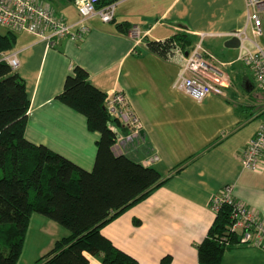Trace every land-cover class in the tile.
I'll list each match as a JSON object with an SVG mask.
<instances>
[{
    "label": "crops",
    "instance_id": "crops-1",
    "mask_svg": "<svg viewBox=\"0 0 264 264\" xmlns=\"http://www.w3.org/2000/svg\"><path fill=\"white\" fill-rule=\"evenodd\" d=\"M45 2L67 22L77 20L74 4ZM121 23L128 24L126 33L117 31ZM245 23V0H119L113 21L92 18L87 22L89 32L79 42L62 39L48 48L31 34L12 32L11 48L0 54H15L19 63L15 72L24 80L29 98L26 140L86 171L93 168L99 134L90 132L82 115L56 99L66 76L79 66L101 91H121L127 97L142 129L134 136L116 120L120 151L170 177L101 229L139 264H160L164 257L171 264H198L197 245L215 217L211 198L226 185L234 187L235 201L264 222V167L259 173L249 172L240 159L241 150L264 123V95L257 85L251 86L255 80L237 60L239 50L226 48L230 38L222 36L237 32ZM134 28L139 29V37L132 35ZM2 29V35L8 31ZM175 33L195 37L226 64L224 95L211 94L197 102L173 87L178 65L150 52L146 43ZM259 40L264 47V39ZM68 235L67 229L48 218L31 215L17 264H34ZM87 257L88 264H102ZM221 264H264V250L238 246L224 253Z\"/></svg>",
    "mask_w": 264,
    "mask_h": 264
},
{
    "label": "trees",
    "instance_id": "trees-1",
    "mask_svg": "<svg viewBox=\"0 0 264 264\" xmlns=\"http://www.w3.org/2000/svg\"><path fill=\"white\" fill-rule=\"evenodd\" d=\"M63 1L75 4L77 0ZM118 1L103 0L98 7ZM116 29L126 33L128 24H117ZM13 40L12 31L0 34V54L11 48ZM196 42L193 36L175 33L163 41H147L146 46L166 59L173 45L188 52ZM105 98L106 93L94 86L79 66L66 76L56 97L85 118L90 132L99 134L93 168L86 171L47 147L26 140L29 98L25 83L0 61V264H17L33 214L69 231L34 264H88L87 256L102 264H139L116 248L101 229L170 177H162L155 168L116 150ZM193 158L176 166L175 172ZM231 224V208L222 205L197 245L198 264H221L224 253L238 247V235L231 232ZM160 264H171V259L164 257Z\"/></svg>",
    "mask_w": 264,
    "mask_h": 264
},
{
    "label": "built area",
    "instance_id": "built-area-1",
    "mask_svg": "<svg viewBox=\"0 0 264 264\" xmlns=\"http://www.w3.org/2000/svg\"><path fill=\"white\" fill-rule=\"evenodd\" d=\"M103 0H77L75 5L77 20L66 21L65 17L55 12L50 2L40 0H0V27L12 32H26L44 41L48 48H54L62 39L79 42L89 32L87 22L98 18L102 23H110L114 18L116 3L98 5ZM245 26L234 33L222 34L226 38L236 37L240 41L237 60L242 62L251 72L257 87L264 93V47L257 41L264 39V0H245ZM250 31V35H248ZM132 35L140 36L138 28ZM167 58L175 62L178 75L173 87L185 93L193 100L201 102L211 94L224 95L227 77L222 67L225 63L203 48L197 42L190 51L184 52L178 45H173ZM0 61L5 62L13 71L19 65L15 54H2ZM105 109L112 122L109 128L116 135L115 148L119 152L121 137L115 126L116 120L130 129L131 134L138 136L142 124L130 109L127 97L123 92H109L105 98ZM264 123L255 135L241 150L242 168L259 173L263 170ZM233 186H224L211 198L210 207L216 214L222 205L232 211L231 232L238 235V246L255 247L264 250V222L241 202L233 199Z\"/></svg>",
    "mask_w": 264,
    "mask_h": 264
},
{
    "label": "water",
    "instance_id": "water-1",
    "mask_svg": "<svg viewBox=\"0 0 264 264\" xmlns=\"http://www.w3.org/2000/svg\"><path fill=\"white\" fill-rule=\"evenodd\" d=\"M240 41L236 37H232L225 42V47L228 49H238Z\"/></svg>",
    "mask_w": 264,
    "mask_h": 264
},
{
    "label": "rangeland",
    "instance_id": "rangeland-1",
    "mask_svg": "<svg viewBox=\"0 0 264 264\" xmlns=\"http://www.w3.org/2000/svg\"><path fill=\"white\" fill-rule=\"evenodd\" d=\"M41 2H44V1H46V0H40ZM52 6H54V5H52ZM72 6V5H71ZM73 7V6H72ZM0 31H4V29H2L1 27H0ZM248 35L249 36H251L250 35V31H248ZM259 43H261V40H257ZM256 84H255V82L253 81L252 83H251V86L253 87V86H255Z\"/></svg>",
    "mask_w": 264,
    "mask_h": 264
}]
</instances>
